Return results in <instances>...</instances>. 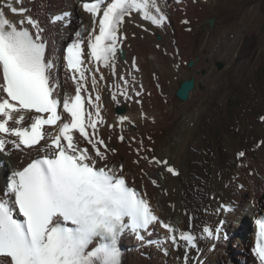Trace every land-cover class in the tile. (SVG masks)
<instances>
[{"label":"bare ground","instance_id":"bare-ground-1","mask_svg":"<svg viewBox=\"0 0 264 264\" xmlns=\"http://www.w3.org/2000/svg\"><path fill=\"white\" fill-rule=\"evenodd\" d=\"M84 1L9 0L17 9L28 11L22 16L4 10L13 21L29 14L37 19L44 29L47 56L62 64L64 48L74 40L76 32H83L86 41L93 27L98 34V21L94 24L92 15L83 11ZM157 6L165 16L161 27L135 13L125 19L121 27V34L127 36L122 46L125 58L118 54L117 76L99 65L105 81L97 89L101 115L107 123L98 125V135L109 149L116 150L115 154L109 152V162L117 167L123 165V174L145 195L161 220L173 225L177 232L190 231L201 237L197 249L187 250V264H256L249 249L255 246L256 217L264 212V80H259L264 66V0H183L182 4L161 0ZM224 10L226 13L221 15ZM197 11L211 16L200 19ZM64 13L71 15L63 22L49 23L52 17ZM209 19H214V25L204 30L203 23ZM184 20L189 23L184 24ZM84 59L83 67H97L88 54ZM133 59L139 72L131 70ZM191 61L194 64L188 67ZM222 64L224 67L219 70L217 65ZM204 71L208 73L205 85L200 78ZM121 74L129 80L135 77L130 89L133 100L125 102L120 97L117 107L111 93L115 90L113 85L120 83ZM58 75L56 94L61 100L75 95L69 74L61 67ZM86 75L89 92L81 94L86 108L94 111L86 98L89 94L94 98L96 91L91 89V73ZM193 77L195 88L189 99L179 100L177 90ZM239 88L245 89L248 96L230 121L228 100L239 98ZM137 89L141 92L139 97L134 95ZM137 99L140 103L135 102ZM257 110L262 112L258 118L254 116ZM119 115H127L133 124L125 122L121 128ZM28 123L26 115L25 126ZM58 127H47L45 132L56 133ZM219 130L221 136L216 141ZM120 135L125 136L124 142L119 140ZM82 146L91 151L86 142ZM137 148H141L140 155ZM241 151L245 153L242 158L238 156ZM42 154L35 149L27 155L15 151L11 156L0 154V190L11 171ZM153 158L166 160L167 165L149 163ZM169 166L179 175L167 172ZM247 216L251 217V225ZM205 226L213 230L220 227L219 242L206 237L202 232ZM167 235L165 229L154 225L143 245L130 235L122 238L123 264H184L183 242L176 250L165 242Z\"/></svg>","mask_w":264,"mask_h":264},{"label":"snow or ice","instance_id":"snow-or-ice-1","mask_svg":"<svg viewBox=\"0 0 264 264\" xmlns=\"http://www.w3.org/2000/svg\"><path fill=\"white\" fill-rule=\"evenodd\" d=\"M5 8L22 16L28 11L17 9L9 0H2L0 6V154L11 156L15 151L27 155L33 149L43 154L11 171L0 190V264H123L121 239L130 235L143 245L154 225L166 230L165 242L172 248L180 250L183 242V260L187 264V250L197 249L201 237L190 231L177 232L173 225L161 220L145 195L123 174V165L117 167L109 162V152L115 154L116 150L109 149L98 135V125L107 123L101 115L97 89L105 81L99 65L117 76V57L127 39L121 27L134 13L153 26H163L165 16L160 14L156 0L83 3L85 12L99 17L98 34L93 27L86 37L95 69L83 67V32L75 33L74 40L66 46L63 63L58 64L46 56L47 44L39 21L31 14L13 21ZM69 15H56L49 23L63 22ZM61 67L75 84V95L63 100L56 94ZM130 67L133 72L140 71L135 59ZM86 73H91V89L96 91L94 98L91 94L86 98L94 111L85 107L81 94L89 92ZM118 79L120 83L113 85L111 93L117 107L120 97L125 102L133 100L130 89L135 77L129 80L121 74ZM189 91L182 87L178 95L186 98ZM134 95H141L139 89ZM135 102L140 103L138 99ZM26 115L30 123L25 126ZM117 122L121 128L125 122L133 124L127 115H119ZM56 125V133L46 134V126ZM118 138L125 141L124 135ZM82 142L90 145L91 151ZM136 151L141 154V148ZM238 156L242 158L245 153L241 151ZM149 163L167 165L166 160L154 158ZM166 170L179 175L173 167ZM202 232L213 241L221 239L220 227L213 230L205 226ZM252 254L258 264H264V219L258 221Z\"/></svg>","mask_w":264,"mask_h":264},{"label":"rangeland","instance_id":"rangeland-1","mask_svg":"<svg viewBox=\"0 0 264 264\" xmlns=\"http://www.w3.org/2000/svg\"><path fill=\"white\" fill-rule=\"evenodd\" d=\"M168 1V0H167ZM156 2H157V4H159L160 2H161V0H156ZM238 3V2H237ZM226 12H225V10L224 11H221V15H223V14H225ZM211 16V14H209V13H205L204 12V15H202V12L201 11H197V17L198 18H200V19H203V18H207V17H210ZM217 16H219V15H217ZM220 17V16H219ZM172 29L174 28L173 26L171 27ZM200 55H201V57L203 58V55L200 53ZM203 61H204V58H203ZM224 64H225V62H223ZM186 64V63H185ZM204 67H206V68H209V67H207V66H205L204 64H202ZM226 65V64H225ZM224 67V65L222 64V66H220V65H217V68L220 70L221 68H223ZM203 70H206V69H203ZM208 73H207V71H204V72H202V74H201V76H200V78H201V80H202V84L203 85H205L206 83H205V81H206V78H205V76L207 75ZM259 80L262 82V80H264V66L262 67V70H260L259 71ZM256 81H258V76H257V80ZM236 93H237V95H238V99H236V100H234V99H229L228 100V106H227V108H228V111H229V114H230V116H231V120L230 121H232V118H234L235 117V114H236V111H237V109L238 108H240L241 106H242V104H243V101H244V99L248 96V93L246 92V90L245 89H243V88H239L238 89V91H236ZM235 93V94H236ZM225 94H228V92H226ZM225 94H223V95H225ZM236 107V108H235ZM235 108V109H234ZM261 113L262 112H260L259 110H257V111H255L254 112V116L256 117V118H258V116L260 117L261 116ZM220 136H221V130H219L218 131V137L216 138V141H218V139H220ZM263 204V203H262ZM247 223L249 224V225H251V217L249 216H247ZM252 239V238H251ZM253 240V239H252ZM249 249V246L247 247V250ZM249 251H250V249H249ZM239 262L237 261V264H238Z\"/></svg>","mask_w":264,"mask_h":264},{"label":"water","instance_id":"water-1","mask_svg":"<svg viewBox=\"0 0 264 264\" xmlns=\"http://www.w3.org/2000/svg\"><path fill=\"white\" fill-rule=\"evenodd\" d=\"M209 25H210L211 27H213V25H214V19H213V20H208L207 22L204 23V25H203L204 30H205V29L207 28V26H209ZM193 64H194V61H191L190 64H189V67L192 66ZM182 87H187V88L190 89V91H189V93H188V95H187L186 98H185L184 96H182V95H178V91H179ZM194 88H195V78L193 77L191 80H188V81H185L184 83H182V85H181V87L178 89L176 95H177V97H178L180 100H182V101H187L188 98H189V94H190V92H191Z\"/></svg>","mask_w":264,"mask_h":264}]
</instances>
